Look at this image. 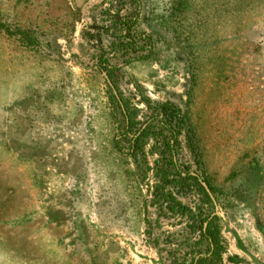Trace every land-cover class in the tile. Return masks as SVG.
Returning <instances> with one entry per match:
<instances>
[{
  "label": "rangeland",
  "instance_id": "obj_1",
  "mask_svg": "<svg viewBox=\"0 0 264 264\" xmlns=\"http://www.w3.org/2000/svg\"><path fill=\"white\" fill-rule=\"evenodd\" d=\"M141 4L153 53L113 84L99 59L123 58L94 35L133 4L0 0V264H191L209 215L214 264H264V0ZM111 88L137 120L154 102L188 113L202 162L185 133L178 162L212 202L197 184L176 195L185 215L156 202L157 135L127 154Z\"/></svg>",
  "mask_w": 264,
  "mask_h": 264
},
{
  "label": "trees",
  "instance_id": "obj_2",
  "mask_svg": "<svg viewBox=\"0 0 264 264\" xmlns=\"http://www.w3.org/2000/svg\"><path fill=\"white\" fill-rule=\"evenodd\" d=\"M115 3L119 5L117 7L120 9L126 3L133 4L135 14L130 19H118L117 16H114L110 25L99 26L98 34L94 35L95 38L103 42V32L110 34L111 39L108 47L111 51L119 53L121 58H123L121 62L114 65L108 62L105 54L99 59L100 68L108 75L113 84H115L114 76H116V72L123 65L133 61L146 60L153 53L151 42L147 41L141 45L138 41L139 37L135 34L142 7L141 0H110L111 7H114ZM17 31L24 35L27 34L29 40L31 39L36 43L40 42V39L32 35L30 31L22 29H17ZM142 39H147V37ZM146 51L148 53H144ZM111 94L121 114L120 124L123 128L121 138L129 141L127 154L138 160V155L144 152L143 148L147 136L151 133L157 135V150L161 151V156L155 162L156 176L159 181L155 188L156 202L161 205L165 204L166 208L171 211H179L185 215L187 207L176 195L183 190L192 189L191 187L195 184L201 188L208 201L212 202L213 200L200 180V176L197 173L183 171L178 162V149L181 144L180 136L184 133L188 146L195 154L197 164L200 165L202 162L201 156L197 151L198 146L188 113L183 112L181 107L172 102H154L152 105L153 114L146 120L141 121L131 116L132 112L127 108L126 103L123 102L120 93L117 95L112 89ZM115 146L118 150L125 152L119 139L116 140ZM205 182L209 188L214 190L207 179H205ZM200 220H204L199 224L201 237L208 241L209 249L206 255L199 253L200 255L194 257L191 264H214L215 257L218 255L215 243L216 237L211 227L214 218L211 219L209 215L205 219ZM206 222H208V225H205Z\"/></svg>",
  "mask_w": 264,
  "mask_h": 264
}]
</instances>
